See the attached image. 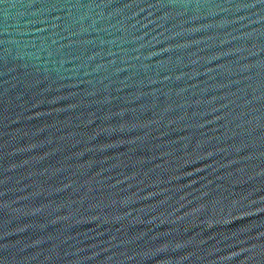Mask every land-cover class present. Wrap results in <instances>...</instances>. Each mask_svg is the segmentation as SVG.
<instances>
[{"label": "water", "instance_id": "1", "mask_svg": "<svg viewBox=\"0 0 264 264\" xmlns=\"http://www.w3.org/2000/svg\"><path fill=\"white\" fill-rule=\"evenodd\" d=\"M0 264H264V0H0Z\"/></svg>", "mask_w": 264, "mask_h": 264}]
</instances>
